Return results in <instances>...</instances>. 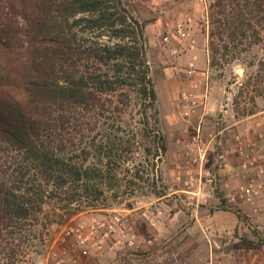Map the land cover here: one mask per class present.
Here are the masks:
<instances>
[{"label":"trees","instance_id":"16d2710c","mask_svg":"<svg viewBox=\"0 0 264 264\" xmlns=\"http://www.w3.org/2000/svg\"><path fill=\"white\" fill-rule=\"evenodd\" d=\"M205 5L210 68L258 47L247 85L264 101V0ZM145 26L121 0H0V264L31 263L47 226L108 208L126 194L123 183L159 178L139 169L136 136L124 134L134 97L148 142L137 158L164 157L165 136L148 117L156 94ZM220 209L247 221L237 208ZM261 244L240 238L232 251Z\"/></svg>","mask_w":264,"mask_h":264},{"label":"rangeland","instance_id":"374dc122","mask_svg":"<svg viewBox=\"0 0 264 264\" xmlns=\"http://www.w3.org/2000/svg\"><path fill=\"white\" fill-rule=\"evenodd\" d=\"M121 1L134 18L140 23H146L144 39L147 44L146 58L151 79L158 73L159 66L162 65L160 63L167 62L166 46H175L172 35L176 25L185 17L192 19L191 31L195 47L207 45L206 0ZM148 37H152L150 47ZM164 38H168V41L164 42ZM183 44L187 45L188 41H184ZM261 57V50L255 47L251 52L243 53L239 60L228 64L220 62L219 66L210 68V94L215 107L228 105L239 116L245 115L246 112H255L257 108L264 109V104L256 103L258 99L261 103L263 100L255 97L252 86L247 85L249 78L256 73L257 61ZM156 91L159 96V88L155 87ZM251 97H255L253 101ZM140 108V101L132 97L124 115V120L130 123L124 134L129 138L136 136V142L130 148L135 153L136 163H141L139 169L147 174L153 172L159 178L153 179L154 184L152 181L139 182L135 187L123 183L121 190H125L126 194L120 195L108 208L82 212L68 222L47 226L43 231L44 242L42 245L38 243L37 254H33L29 264H127L128 261L133 264H232V245L238 243L240 238L255 243L258 239L263 240V215L256 217L251 214L247 217L244 214L246 223L239 222L236 225L229 221L215 223L214 213L227 211L221 210L220 207L235 208L226 202L225 194L222 192L213 189L209 191L212 197L173 192L181 188H192L193 185L186 186L182 180L170 178L169 168L173 170L174 166L169 159L167 160V149L159 162L150 161L147 164L137 158L140 155L142 157L143 149L148 144L142 139L143 133L139 132L142 119ZM155 111L154 118L153 111L148 112L149 122L156 119L157 131L165 135L161 110L156 104ZM94 161V158L89 160ZM161 190L166 196L162 198L153 196V191ZM241 207L246 209L245 205ZM237 209L242 214L246 212L244 209ZM110 213H116L128 220L137 236L138 247L133 250L118 249L113 247L111 242H106L99 248H85L84 254L83 248L77 246L71 235H67L68 228L86 222L92 216L100 217ZM150 219L158 220L160 224L153 227ZM258 219L261 220L258 222ZM136 258H139L137 263Z\"/></svg>","mask_w":264,"mask_h":264},{"label":"crops","instance_id":"0c3cea01","mask_svg":"<svg viewBox=\"0 0 264 264\" xmlns=\"http://www.w3.org/2000/svg\"><path fill=\"white\" fill-rule=\"evenodd\" d=\"M149 33L151 34L150 30ZM151 40L152 37H148L149 47L151 46ZM175 41H173L175 46H166L167 62L160 63L162 65L159 66L158 73L152 79L154 91L155 87L160 90L159 96L157 91L155 92L156 106L161 110L164 122L163 134H165L166 140L167 160L169 159L171 165L174 166L173 170L169 168L171 171L170 178L177 181L182 180L186 185L187 178L184 174H178L175 167L182 160L185 146L199 123H201V137L204 143L208 144V150L206 159L200 167L190 166L192 178L194 179L193 187L181 188L173 192L211 196L210 192L214 189L225 194V198L229 194L233 182L236 184L238 182L233 175L234 172H239V167L232 145V136L234 133L245 134L246 129L253 125L257 116L264 112V109L257 108L255 112H246L245 115L241 114L242 116H239L228 105L215 107L210 94L211 82L209 79L210 66L207 45H203L201 48L189 49L186 44H183L184 41L183 43L178 41H176L178 43H175ZM190 63H192L197 74L189 75L187 73ZM206 72L208 73L207 86L210 100L204 110H197L190 121L184 123L177 110L179 93L182 90H190L193 84L198 86L197 92L201 93ZM256 103L257 105L264 104L263 101L261 103L260 99ZM183 162L186 163L187 159H184ZM241 209L246 210L243 214L247 217H250L251 214L256 217H259V215L264 216V213L253 214L248 207ZM213 217L215 223L219 222V224H221V221H229L233 225L239 223L236 216L230 211L216 212ZM260 220L258 219V222ZM262 222H264V219H262ZM231 258L232 264H264V244L251 249L233 250Z\"/></svg>","mask_w":264,"mask_h":264},{"label":"built area","instance_id":"2783aa9c","mask_svg":"<svg viewBox=\"0 0 264 264\" xmlns=\"http://www.w3.org/2000/svg\"><path fill=\"white\" fill-rule=\"evenodd\" d=\"M192 19H185L175 27L172 38L179 43L188 41L189 49L195 47V40L191 31ZM168 38H164L167 42ZM175 54V52H173ZM189 75L197 74L192 63L188 65ZM208 73H205L203 91L198 93V86L193 84L191 89L182 90L179 93L177 110L182 121L188 123L197 110H204L209 100V88L207 86ZM201 123H199L194 134L185 146L182 160L176 164L178 174H184L187 178L186 185H192L190 166H201L206 159L208 144L204 143L201 137ZM264 112H261L253 125L246 129L245 134L234 133L232 145L237 156L239 172H234V179L229 194L225 197L226 202L235 208L248 207L253 214L264 213ZM187 159V162H183ZM153 227L160 224V221L150 219ZM67 235H71L77 246L83 248H99L106 242H111L113 247L118 249L133 250L138 247L137 236L128 220L116 213L104 216L90 217L86 222H80L72 228H68Z\"/></svg>","mask_w":264,"mask_h":264}]
</instances>
